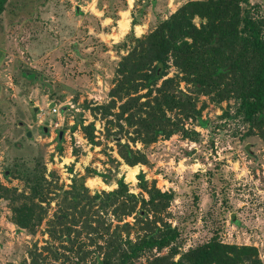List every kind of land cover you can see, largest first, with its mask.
I'll return each mask as SVG.
<instances>
[{
	"label": "rangeland",
	"instance_id": "374dc122",
	"mask_svg": "<svg viewBox=\"0 0 264 264\" xmlns=\"http://www.w3.org/2000/svg\"><path fill=\"white\" fill-rule=\"evenodd\" d=\"M190 1L197 0H8L0 16V185L28 193L23 175L30 171L58 190H70L81 179L92 193L125 183L131 194L149 199L148 191L158 189L171 199L157 218L177 238L137 264L174 252L177 261L213 238L256 247L264 264V125L248 135L235 99L195 97L181 83L182 92L198 98L201 114L148 146L130 143L132 133L127 135L122 143L148 158L130 166L109 132H119L115 116L106 119L97 110L110 102L119 63L136 40ZM248 8L264 19V0H250ZM176 74L172 68L168 77ZM62 195L51 200L35 234L17 227L8 201L0 199V264H33L36 248L43 264H94L103 241L79 237L81 224L71 226L74 245L51 233L59 230L51 222ZM105 219L113 232L116 219ZM83 252L87 263L80 259Z\"/></svg>",
	"mask_w": 264,
	"mask_h": 264
},
{
	"label": "trees",
	"instance_id": "16d2710c",
	"mask_svg": "<svg viewBox=\"0 0 264 264\" xmlns=\"http://www.w3.org/2000/svg\"><path fill=\"white\" fill-rule=\"evenodd\" d=\"M7 1L0 0V16ZM248 5L250 0L190 1L149 35L136 40L119 63L110 102L97 108L106 119L115 116L119 129L115 133L120 135L109 132L126 164L148 163L147 156L130 143L148 146L168 139L184 129V120L199 117L198 98L182 92L181 83L195 90L191 92L195 97L220 102L235 99L249 125L248 135L263 127L264 19L255 17ZM172 68L177 74L168 77ZM143 90L147 92L141 94ZM131 133L130 143L123 144V138ZM23 177L28 193L0 185V199L8 201L13 223L35 234L48 217L51 200L63 193L59 214L51 222V228L59 230L51 233L66 236L74 245L71 226L81 224L79 237L85 234L96 244L103 241V245L97 244L101 256L94 264H137L145 254L161 251L177 238L176 232L157 218L171 199L158 189L148 191L146 199L131 194L125 183L112 192L92 193L83 179L75 181L70 190H58V185L43 175L27 171ZM108 214L117 222L113 232V224L105 219ZM130 217L134 223L127 221ZM176 254L156 257L147 264H263L256 247L225 244L216 238L177 261ZM79 255L87 263L88 254ZM31 256L33 264H43L37 248Z\"/></svg>",
	"mask_w": 264,
	"mask_h": 264
},
{
	"label": "water",
	"instance_id": "95a60500",
	"mask_svg": "<svg viewBox=\"0 0 264 264\" xmlns=\"http://www.w3.org/2000/svg\"><path fill=\"white\" fill-rule=\"evenodd\" d=\"M55 104H52L51 105V108H53V106H54ZM39 111V108H37V107H35V108H33L32 110H31V112H32V114H33V116H35L36 114H37V112ZM46 130V129H45ZM62 135H63V133L62 132H60L59 133V137L61 138L62 137ZM28 136L29 137H31L32 136V134L31 133H29L28 134Z\"/></svg>",
	"mask_w": 264,
	"mask_h": 264
},
{
	"label": "bare ground",
	"instance_id": "6f19581e",
	"mask_svg": "<svg viewBox=\"0 0 264 264\" xmlns=\"http://www.w3.org/2000/svg\"><path fill=\"white\" fill-rule=\"evenodd\" d=\"M131 177H132V178L134 177V171H132Z\"/></svg>",
	"mask_w": 264,
	"mask_h": 264
}]
</instances>
